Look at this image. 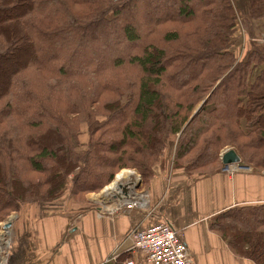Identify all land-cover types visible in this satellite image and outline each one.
Segmentation results:
<instances>
[{
  "label": "trees",
  "instance_id": "obj_1",
  "mask_svg": "<svg viewBox=\"0 0 264 264\" xmlns=\"http://www.w3.org/2000/svg\"><path fill=\"white\" fill-rule=\"evenodd\" d=\"M243 1L264 20V0ZM234 35L231 0H0V221L68 186L78 203L121 169L148 188L168 144L189 182L218 174L228 145L264 175V52L237 62ZM211 230L264 264V203L219 213Z\"/></svg>",
  "mask_w": 264,
  "mask_h": 264
},
{
  "label": "crops",
  "instance_id": "obj_2",
  "mask_svg": "<svg viewBox=\"0 0 264 264\" xmlns=\"http://www.w3.org/2000/svg\"><path fill=\"white\" fill-rule=\"evenodd\" d=\"M148 195V211L108 212L104 206H114L103 198L98 205L66 197L25 205L13 216L15 256L8 264H104L128 250L132 230L161 219L180 234L195 264H255L234 255L212 232L211 220L230 208L264 203V175L218 173L189 182L165 163L155 171Z\"/></svg>",
  "mask_w": 264,
  "mask_h": 264
},
{
  "label": "built area",
  "instance_id": "obj_3",
  "mask_svg": "<svg viewBox=\"0 0 264 264\" xmlns=\"http://www.w3.org/2000/svg\"><path fill=\"white\" fill-rule=\"evenodd\" d=\"M234 165L228 167L223 166L222 172L230 175L236 173L237 170L233 171L231 167ZM237 168L240 170H248L244 166ZM137 184L138 182L134 185L126 183L121 188L106 194L105 200L112 202L114 209L110 211L108 206H104L106 207L105 210L108 212L129 211L132 209L148 211L149 195L145 191H138L136 188ZM4 225L0 226L2 230ZM10 230L9 228V230L1 231L0 240L5 233L4 237H8ZM7 237L1 240L0 264H8L12 255V245L9 244V240H6ZM129 237L131 239V245L127 251L136 258L125 260L121 264H136L140 259V264H195L180 234L163 219L147 228H136L132 230ZM116 258L117 255H113L104 264H110Z\"/></svg>",
  "mask_w": 264,
  "mask_h": 264
},
{
  "label": "rangeland",
  "instance_id": "obj_4",
  "mask_svg": "<svg viewBox=\"0 0 264 264\" xmlns=\"http://www.w3.org/2000/svg\"><path fill=\"white\" fill-rule=\"evenodd\" d=\"M231 3L235 9V35L233 37L234 40V45H233V53H235V57H236V61H241L245 59V56L247 55V53L249 51H251L252 49H254L255 47L261 51L264 52V20H254L252 21L251 19H249L247 17L248 15V11H247V3L244 2L243 0H231ZM146 12H150V10L146 9ZM142 13H144V8L142 9ZM103 33H107V30H103L101 31ZM46 51V49H43ZM42 51V50H41ZM261 67H258L256 69L253 70L252 74H251V79L254 78L255 76L258 75L259 71H260ZM202 104H196L194 107V110L192 112L191 118L196 115L197 113H199V110L201 109ZM88 139V135L86 133V129L84 128L82 130V132L78 135V145H77V150L78 151H82L85 148V144L87 142ZM171 144L167 145V149L164 153V157L160 159V161H162V165H155L153 167V172L156 171L158 168H162L164 167V164L166 163L169 170L172 172V168H171V164H172V157H173V147L172 151L170 149ZM229 150H233L236 152L235 148L233 146H225L220 150L219 153V157L221 158V156L229 151ZM170 155H168V153H170ZM237 153V152H236ZM239 156V155H238ZM240 157V156H239ZM167 161V162H164ZM239 166H244L247 167L248 170H240L237 167ZM210 168L213 166H209ZM207 167V169H202V170H196V173L194 176H192V178H197L196 181L205 178V174L204 172L206 170H209L210 168ZM232 170H237L236 173L240 172V173H254V174H259V175H263L262 172L257 171L253 166H248L245 165L243 163H239L238 165H234L231 166ZM222 168L223 166L220 168L219 173H223L222 172ZM123 171L126 172H132V174H127L126 177H124L123 179L119 180L118 182L116 181L117 176L119 174H121ZM176 172V171H175ZM234 173V174H236ZM225 175H227V173H223ZM232 174V175H234ZM230 175V174H228ZM43 176H37V175H33V174H26V180H29L30 182H33L34 185H41L44 183V180L42 179ZM116 182V185H118L119 188H121V186H123L126 183H130L131 185H134L136 182H138V184L136 185V188L138 191H145L148 193V188L144 187L143 184L141 183V177L140 174L138 173L137 170L132 169V168H127V169H121L117 172H115L113 179L106 184L105 186H103L99 191H91L87 194H82L79 197L76 198V200L78 201V203H83L85 204L88 200L87 198H89L91 200V202L97 203L96 205L100 204V198L105 199L106 196V189L112 185H114V183ZM70 189H67L68 191L65 193L66 195H70V191H71V187L68 186ZM114 191V190H113ZM63 196L61 199L64 200ZM68 199V197H67ZM4 199L2 197H0V201H3ZM60 200V199H58ZM56 201V200H55ZM41 204H45L44 202H42ZM24 207V206H23ZM15 213H12L11 215L7 216L4 220L0 221V226L4 225L5 223H10L11 226L13 224L14 221V216ZM14 216V218H13ZM9 230V229H8ZM3 231L2 228L0 227V232ZM11 231V230H10ZM8 232L9 236L7 237L6 240H9V244L12 245V257L15 256V248H14V234L11 231ZM6 234V233H5ZM4 234V235H5ZM4 235L1 237V240H3ZM0 240V244L2 245V241ZM61 241L62 238H61ZM16 244V243H15ZM18 254L20 253V249L18 248ZM11 259V258H10ZM10 262V260L8 261V263Z\"/></svg>",
  "mask_w": 264,
  "mask_h": 264
},
{
  "label": "water",
  "instance_id": "obj_5",
  "mask_svg": "<svg viewBox=\"0 0 264 264\" xmlns=\"http://www.w3.org/2000/svg\"><path fill=\"white\" fill-rule=\"evenodd\" d=\"M240 162H241L240 157L233 150H229L221 156V163L225 167H228L234 164H239ZM10 227H11V224L8 222L3 226V230H8Z\"/></svg>",
  "mask_w": 264,
  "mask_h": 264
},
{
  "label": "bare ground",
  "instance_id": "obj_6",
  "mask_svg": "<svg viewBox=\"0 0 264 264\" xmlns=\"http://www.w3.org/2000/svg\"><path fill=\"white\" fill-rule=\"evenodd\" d=\"M127 174H132V172H126V171H123L121 174H119V175L117 176L116 181L118 182L119 180L123 179L124 177H126ZM118 188H119V187H118V185H116V182H115L114 185H112V186H110V187H108V188L106 189V193L108 194V193H110V192H113V190H116V189H118Z\"/></svg>",
  "mask_w": 264,
  "mask_h": 264
}]
</instances>
